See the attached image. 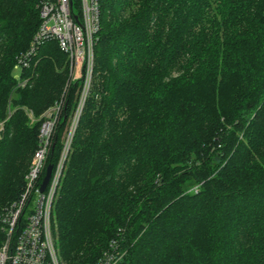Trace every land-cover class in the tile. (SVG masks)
<instances>
[{
  "label": "trees",
  "instance_id": "16d2710c",
  "mask_svg": "<svg viewBox=\"0 0 264 264\" xmlns=\"http://www.w3.org/2000/svg\"><path fill=\"white\" fill-rule=\"evenodd\" d=\"M38 3L0 0V210L40 115L64 94L55 167L79 96L53 38L14 74ZM91 77L52 207L60 260L96 264L116 239L114 264H264V0H100Z\"/></svg>",
  "mask_w": 264,
  "mask_h": 264
},
{
  "label": "built area",
  "instance_id": "2783aa9c",
  "mask_svg": "<svg viewBox=\"0 0 264 264\" xmlns=\"http://www.w3.org/2000/svg\"><path fill=\"white\" fill-rule=\"evenodd\" d=\"M40 24L30 47L17 58L15 69L29 65L35 49L46 39L57 40L67 54L72 75L85 81L86 93L93 68L94 44L100 29V0H39ZM52 118L43 123L40 146L25 174L24 188L17 199L0 210L4 240L0 264H64L55 245L51 214L62 173L60 162L44 191ZM111 247L114 243L110 244ZM121 255L108 248L96 264H114Z\"/></svg>",
  "mask_w": 264,
  "mask_h": 264
},
{
  "label": "rangeland",
  "instance_id": "374dc122",
  "mask_svg": "<svg viewBox=\"0 0 264 264\" xmlns=\"http://www.w3.org/2000/svg\"><path fill=\"white\" fill-rule=\"evenodd\" d=\"M17 73H18L17 70L14 71L15 76H17ZM82 78L85 79V77H82ZM91 78L92 77L90 75V84H91ZM83 79H81V78L80 79H78V78L76 79V77H74L72 75V71L70 69V64H69L68 65V80H67V83H66L64 92L66 91V88L71 83H77V82H79L80 83V86H79V96H78V100H77V105H76V108L74 109V111L72 112V116L70 117L71 120H70V122H69V124H68V126L66 128L65 134L63 136V150H62L60 159L57 162V165L60 162H62V168H63V164H64L66 152L69 149V143H70L71 138H72V135H73L74 126H75V123H76V121L78 119V115L80 114V110H81L82 105H83L82 104V100H83V97H84V93L86 91L85 81ZM89 87H90V85H89ZM88 90H89V88H88ZM87 93H88V91H87ZM87 93H86V95H87ZM64 103H65V101H64V94H63L62 95V98L59 101H56L53 105L49 106L40 115V118L41 117L43 118V120H42V122L40 124V129H39V137H40V139H41V128H42L43 123L46 122L47 120L51 119V118L53 119L52 120L51 133H50V136H49V149H50L51 144L53 143V136H54V133L56 132V127H57L58 121H59V119H60V117L62 115V109H63ZM25 109H26V112H27V116H28V118L30 120V123H34L37 118L34 115L33 111L30 110V109H28V108H25ZM3 127H4V121H0V137H1V131L3 130ZM35 152H34V154L32 156V159H31V162L29 164V167H30V165H31V163L33 161V157L35 155ZM48 165L46 164V168H47ZM57 165L53 168V171H55V168L57 167ZM29 167H28V169H29ZM53 171H52V174H53ZM60 179H61V176H60ZM60 179H59V182H60ZM58 188H59V184H58ZM111 243H114V245L112 247L110 245ZM110 244L103 251V253L108 248H111V251H113L115 253V255H121L124 252L123 245L118 240L112 239L110 241ZM103 253H102V255H103ZM102 255L100 256V258L102 257Z\"/></svg>",
  "mask_w": 264,
  "mask_h": 264
},
{
  "label": "water",
  "instance_id": "95a60500",
  "mask_svg": "<svg viewBox=\"0 0 264 264\" xmlns=\"http://www.w3.org/2000/svg\"><path fill=\"white\" fill-rule=\"evenodd\" d=\"M79 117V115H78ZM53 165L52 164H49L46 168V172H45V175L43 177V181L41 183V186H40V190L41 191H44L51 179V176H52V171H53Z\"/></svg>",
  "mask_w": 264,
  "mask_h": 264
},
{
  "label": "bare ground",
  "instance_id": "6f19581e",
  "mask_svg": "<svg viewBox=\"0 0 264 264\" xmlns=\"http://www.w3.org/2000/svg\"><path fill=\"white\" fill-rule=\"evenodd\" d=\"M81 108V107H80Z\"/></svg>",
  "mask_w": 264,
  "mask_h": 264
}]
</instances>
